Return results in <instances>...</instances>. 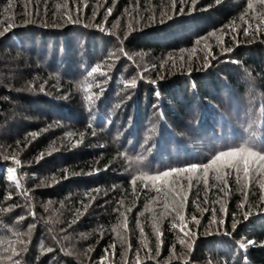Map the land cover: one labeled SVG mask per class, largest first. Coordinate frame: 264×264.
<instances>
[{
    "label": "trees",
    "instance_id": "1",
    "mask_svg": "<svg viewBox=\"0 0 264 264\" xmlns=\"http://www.w3.org/2000/svg\"><path fill=\"white\" fill-rule=\"evenodd\" d=\"M248 2L197 0L193 6L187 0L181 12L179 2L171 10V0H13L4 13L8 0H0V27L13 18L0 36V259L24 248L23 239L26 251L14 257L21 264H95L92 258L112 244V264H133L137 249L141 264H264V214H257L264 192L255 181L245 188L235 173L217 179L210 171L207 185L193 179L189 192L185 180L183 209L199 221L186 222L188 236L171 227L175 202L167 185L157 182L158 193L151 181L137 179L134 192L132 183L207 163L216 151L244 141L264 147V30L255 31L264 24L260 6L247 10ZM217 35L222 43L205 45ZM131 54L146 56L148 70ZM97 65L106 75L89 77ZM122 75L141 78L126 104L124 82L115 79ZM13 165H20L19 187L6 178ZM59 202L63 212L46 209ZM91 204L103 207L95 230L81 219ZM123 207L144 224L153 215L163 218L159 255L157 234L150 233L152 259L137 229H131L130 252L116 240L110 213ZM249 209L253 215L243 222ZM233 215L241 221L235 232ZM242 240L256 243L240 249ZM74 249L86 250L85 258Z\"/></svg>",
    "mask_w": 264,
    "mask_h": 264
},
{
    "label": "snow or ice",
    "instance_id": "2",
    "mask_svg": "<svg viewBox=\"0 0 264 264\" xmlns=\"http://www.w3.org/2000/svg\"><path fill=\"white\" fill-rule=\"evenodd\" d=\"M31 2V0H29ZM177 2L181 5L180 11L183 12L184 8L183 5L187 2V0H171L170 7L172 11H175ZM197 0H191V4L194 6L196 4ZM219 2V0H217ZM13 0H8L7 7L3 9L4 13H7L12 8ZM257 5L260 6L261 12L258 13L260 16V23L264 24V0H249L247 4V10H256ZM247 10L245 13L240 17L241 20H244L245 16L247 15ZM108 12L110 14L111 9H108ZM67 14V13H66ZM68 15V19L71 20V15ZM167 15L166 10L161 11V17ZM7 25L0 27V36L5 35L12 27H13V18L12 17H6ZM5 21L0 20V25H4ZM247 23V21H246ZM248 28H251V24H248ZM248 28L244 29V34L248 35L249 31ZM103 30V29H101ZM261 30L260 25L256 26L255 31L259 32ZM231 49H225V51H230ZM123 51V49H121ZM207 61V58H205ZM235 62V61H233ZM102 65L94 66L88 71L87 75L91 77L94 73L100 72L101 75H106V73L101 72ZM147 71V69H145ZM126 87H135V80L129 82ZM90 99V97H89ZM255 122H253L254 124ZM249 128H253V125H249ZM94 134V133H93ZM71 135V134H69ZM256 132L253 129L252 136L255 137ZM83 136V134H81ZM16 163L19 164V160H16ZM262 169H264V147L257 146L256 144L250 142V141H244L238 145H230L226 148V150L221 149L216 151L208 160L207 163L203 164H197L192 163L187 166H181V167H171L167 170H160L155 175H145L143 177H136L133 179V191L135 192V182L137 179H147L148 181H151V187L155 188L157 192L159 193L160 187H157V182H161V187L167 185V190L165 192L166 195L171 194L173 197V200L175 202L174 208L172 209L173 212H175V216L173 217L174 222L171 224V227L173 229H176L179 227V231L184 233V236H188L190 234V230L187 229L186 221L184 215L181 214V210L183 209L184 204L187 202V195L184 193V181H187V189L190 192L191 188L193 187V179H196L197 184L200 183L201 180H203V183L207 185V177L210 171H213L216 173V178L220 179L221 174H223V177L232 176L233 173H235V180L237 184H240L242 180L245 181L244 187L247 188L252 181H255L256 184L260 187L262 192H264V174H262ZM8 173L11 174L16 171L14 167H10L7 169ZM202 173V176L200 175ZM192 174H197L195 177ZM259 177V179H257ZM14 179L11 175H9V180ZM224 185L225 187L228 186L227 179H224ZM17 187H19V181L16 182ZM145 187H148V185H145ZM224 189L222 188L221 191ZM24 195H27V192H24ZM8 199H11V195L7 197ZM197 198H199V195L197 194ZM155 199V198H154ZM248 200V193L247 191L244 192V200L239 205L240 208L245 207V203H247ZM261 203H264V194L260 196ZM207 203V200L204 201ZM122 203V202H121ZM223 210V209H222ZM114 211H119V208L114 209ZM128 211H131V209H128ZM207 211V209H205ZM213 215L210 223L215 224L216 221V215H215V209L212 210ZM171 214V213H169ZM257 214H264V209H261L259 213ZM34 216L35 213H32ZM242 221L247 222L251 215H253L251 209L249 211H245L242 214ZM121 216L124 220V227L127 228V217L124 216L123 213H121ZM20 219H23L21 217ZM192 220L195 221V223L198 225L199 221L196 219L195 216L192 217ZM241 221H238L233 215V221L231 224L232 231L235 232L238 228V225ZM219 223L222 225L224 223L223 220L219 221ZM137 225L139 226V220H137ZM31 227H29V232L31 231ZM154 231L157 234V255H159V248H160V240L159 237L162 235L159 233V230L155 228ZM227 235H231V233H225ZM144 236L143 229L141 228V237ZM121 241L123 242V237L121 236ZM21 245H25L24 248L17 249L13 247L11 249L10 254L7 257H4L3 259H0V264H3V260L10 261L11 264H21V261L19 259H14V257H18L21 254V251H26V241L21 239L19 241ZM256 241L254 240H242L239 244L240 249H245L249 245H254ZM179 244L181 246L187 247L189 250L191 248L190 244H187L185 239L181 238L179 240ZM112 249V255L115 256V244L110 245ZM146 247V245H145ZM52 249H49L51 251ZM129 250H131V245H129ZM175 245L172 246V249L170 250L173 253V256H175ZM105 255L100 258L99 264H104V261L107 259V255L109 252V249L106 248L104 250ZM135 259L133 264H141V257H140V250L137 249L135 254ZM148 259H152L151 256V249H148ZM125 264H127V261H125ZM186 264V262H185Z\"/></svg>",
    "mask_w": 264,
    "mask_h": 264
},
{
    "label": "rangeland",
    "instance_id": "3",
    "mask_svg": "<svg viewBox=\"0 0 264 264\" xmlns=\"http://www.w3.org/2000/svg\"><path fill=\"white\" fill-rule=\"evenodd\" d=\"M217 38H218V42L219 43H222L223 41H222V38H221V36H219V35H217V36H215L214 38H213V40L211 39H209V41L205 44V45H208L209 46V43L210 42H214L215 40H217ZM216 42V41H215ZM194 52V51H193ZM113 57L112 58H119V56H118V54H121V52H120V50H119V52L117 53V51H114L113 53ZM195 54H198V53H195ZM111 55V54H110ZM132 56H134L135 57V60L136 61H138L139 62V66H144L145 67V69H147L148 70V66L150 67V65H148V66H145V64L147 63V62H149V61H145L146 59H147V57L146 56H144V55H142V54H131ZM179 56H181V55H179ZM215 63L218 61L217 59H212ZM212 60H211V62H212ZM210 62V63H211ZM213 63V62H212ZM214 63V64H215ZM117 65H120L119 64V62H117ZM137 69H139V67L137 68ZM144 69V70H145ZM116 79V81H117V83L119 84V83H122L123 84V82H124V87H123V90L125 91V93H126V96H125V98H124V100H125V102H124V104H126L129 100H130V98H131V96H132V93H133V91L137 88V85H139L138 84V81H140L141 80V78H139V77H137V75H132V76H130V79H126V76H124V75H122V76H117V78H115ZM133 80H135V87H126V85L129 83V82H131V81H133ZM131 93V94H130ZM119 98H120V96H119ZM131 111H133V110H131ZM134 116L136 115V111H134V114H133ZM18 166H20V165H13V166H9V167H6V178L9 180V175H11L14 179H12V180H9L10 182H13V183H15L16 184V182H17V178H18V172H17V168H18ZM10 167H14L15 169H16V171L15 172H13V173H11V174H9L8 173V171H7V169L8 168H10ZM95 192L96 193H104L105 191L104 190H102V191H99V190H95ZM93 197H98L97 195H95V196H90L89 197V199H88V201L89 200H91ZM55 204H49L47 207H46V209H48V210H50V211H55L54 209H57V211H60V212H63L62 211V208L61 207H64V204L63 203H57L55 206H54ZM57 206H59V207H57ZM124 206V205H123ZM40 207V206H39ZM55 207H57V208H55ZM171 207L172 208H174V204H172L171 205ZM102 210V211H101ZM103 212V207H100V206H96V205H90V206H86V208L85 209H83L82 210V215H83V217L81 218L83 221H85L86 219H88V221H89V223H88V226H93L92 228V230H95L96 228H95V224H99V222H100V219H99V217H100V213H102ZM119 216H118V218H114V211H112L111 210V215H112V217L110 216V220H111V229L114 231V233L115 234H118L119 236L117 237V239L116 240H118V241H120L121 240V236L124 238L123 239V243L125 244V247L127 246V248L125 249V251L127 250L128 252H130L132 249H133V247H132V244H131V242H130V240H131V238H132V235H133V231L131 230V229H137V231L141 234V228L143 229V233H144V240H143V244L144 245H146V247H147V249H150V246L151 245H153V236L156 234V232L154 231V226H155V228L156 229H158L159 230V232H160V229H161V223H162V220H163V218L162 217H160L159 215H153V216H151L150 218H146L147 219V222L144 224V222L143 221H139V226L137 225V220H139L140 219V216L137 218V219H132L131 217H130V215H129V211H128V208H125V207H123V209H119ZM121 213H123L124 214V216H126L127 217V228L125 229V227H124V220H123V217L121 216ZM181 214L182 215H184V217H185V221L187 222V224H188V222H190V219H192V215H188L185 211H184V209H182L181 210ZM175 216V212H173V214L170 216V217H172V219H173V217ZM223 214H222V218H223ZM197 219V218H196ZM220 219H221V215H220ZM57 220H59V219H57ZM192 221V220H191ZM5 223V222H4ZM7 223V222H6ZM3 223H0V225H2ZM9 226V225H8ZM212 227H216L215 225H211ZM132 227V228H131ZM138 228H139V230H138ZM178 229H179V227H178ZM208 229H209V227H208ZM86 233H89V232H86ZM153 235H151V234ZM102 234H104V232H102ZM87 235H90V234H87ZM1 238V237H0ZM1 239H3V238H1ZM2 245V244H1ZM129 245H131V250H129ZM76 255H79V257L80 256H82L83 258H85V255H84V253H86V250L84 251V250H82V251H79V250H75L74 249V251H73ZM93 252V249H91L90 250V253H92ZM105 255V253L104 254H101V255H99L98 257H93L92 258V260H93V262L95 263V264H99V262H100V258L102 257V256H104ZM115 257H116V250H115V256H113L112 255V249H109V252H108V255H107V259L104 261V264H112L113 262H114V260H115ZM86 261V260H85ZM87 262H90V261H88L87 260ZM92 264V263H91Z\"/></svg>",
    "mask_w": 264,
    "mask_h": 264
}]
</instances>
